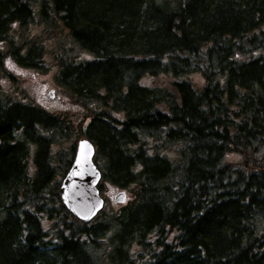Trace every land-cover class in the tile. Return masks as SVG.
Masks as SVG:
<instances>
[{"label":"trees","instance_id":"16d2710c","mask_svg":"<svg viewBox=\"0 0 264 264\" xmlns=\"http://www.w3.org/2000/svg\"><path fill=\"white\" fill-rule=\"evenodd\" d=\"M59 26L84 112L0 87V264H264V0H0L1 77L44 69ZM81 137L128 193L88 224L60 198Z\"/></svg>","mask_w":264,"mask_h":264},{"label":"rangeland","instance_id":"374dc122","mask_svg":"<svg viewBox=\"0 0 264 264\" xmlns=\"http://www.w3.org/2000/svg\"><path fill=\"white\" fill-rule=\"evenodd\" d=\"M44 25L42 22H38V17L35 15L34 22L29 24L27 35L36 36L42 33ZM55 32L49 41L43 40L45 45L44 60L46 68L44 70H27L19 69L11 62H5V67L19 79V86L22 88L34 101L53 112L70 113L77 114L80 108L71 101L69 94L66 93L61 87L55 83V73H56V55L66 51L68 48H74L71 40L68 38L66 31L62 28L56 27L53 29ZM17 35V34H15ZM43 38V37H42ZM5 45L0 44V50L2 51ZM255 54V53H254ZM88 57L87 54L79 51L78 58ZM242 58L244 56H238ZM191 79L195 83H201V79L198 75H192ZM0 85L6 91L13 90V84L8 83L7 80L0 78ZM262 153L257 155L261 157ZM240 156L235 154H227L224 160L230 163H237L240 161ZM119 192L115 188H111L110 185H105L102 191V197L107 199L111 206H118L113 202V196Z\"/></svg>","mask_w":264,"mask_h":264},{"label":"water","instance_id":"95a60500","mask_svg":"<svg viewBox=\"0 0 264 264\" xmlns=\"http://www.w3.org/2000/svg\"><path fill=\"white\" fill-rule=\"evenodd\" d=\"M93 147L85 139L78 142L75 158L61 184L64 206L82 221H89L101 208L102 200L97 196L95 184L99 172L92 163ZM122 202L124 196H115Z\"/></svg>","mask_w":264,"mask_h":264}]
</instances>
